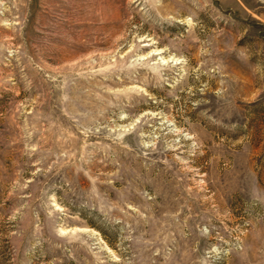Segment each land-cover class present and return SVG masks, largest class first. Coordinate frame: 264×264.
<instances>
[{
  "label": "rangeland",
  "instance_id": "obj_1",
  "mask_svg": "<svg viewBox=\"0 0 264 264\" xmlns=\"http://www.w3.org/2000/svg\"><path fill=\"white\" fill-rule=\"evenodd\" d=\"M0 264H264V0H0Z\"/></svg>",
  "mask_w": 264,
  "mask_h": 264
}]
</instances>
